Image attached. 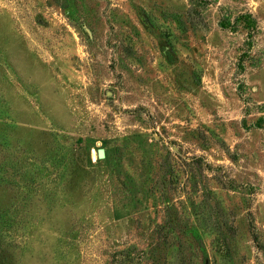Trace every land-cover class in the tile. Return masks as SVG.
<instances>
[{"label": "rangeland", "instance_id": "1", "mask_svg": "<svg viewBox=\"0 0 264 264\" xmlns=\"http://www.w3.org/2000/svg\"><path fill=\"white\" fill-rule=\"evenodd\" d=\"M0 264H264V0H0Z\"/></svg>", "mask_w": 264, "mask_h": 264}, {"label": "trees", "instance_id": "2", "mask_svg": "<svg viewBox=\"0 0 264 264\" xmlns=\"http://www.w3.org/2000/svg\"><path fill=\"white\" fill-rule=\"evenodd\" d=\"M241 18L249 23L248 27L256 25V21L252 18V15H243L241 16ZM223 27H226V26H223ZM255 240L258 241V237L256 235H255Z\"/></svg>", "mask_w": 264, "mask_h": 264}, {"label": "water", "instance_id": "3", "mask_svg": "<svg viewBox=\"0 0 264 264\" xmlns=\"http://www.w3.org/2000/svg\"><path fill=\"white\" fill-rule=\"evenodd\" d=\"M106 157L104 149H98V158L104 159Z\"/></svg>", "mask_w": 264, "mask_h": 264}]
</instances>
